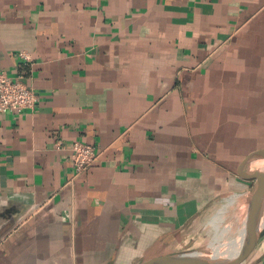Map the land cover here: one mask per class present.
Segmentation results:
<instances>
[{
  "label": "crops",
  "instance_id": "1",
  "mask_svg": "<svg viewBox=\"0 0 264 264\" xmlns=\"http://www.w3.org/2000/svg\"><path fill=\"white\" fill-rule=\"evenodd\" d=\"M0 71L38 97L0 113V264H140L247 235L264 0H0ZM75 141L97 151L77 175ZM213 264H264V231Z\"/></svg>",
  "mask_w": 264,
  "mask_h": 264
},
{
  "label": "water",
  "instance_id": "2",
  "mask_svg": "<svg viewBox=\"0 0 264 264\" xmlns=\"http://www.w3.org/2000/svg\"><path fill=\"white\" fill-rule=\"evenodd\" d=\"M264 162V149L256 150L244 158L241 164V173L245 179L257 181L260 201V192H264V171L255 167ZM259 205V203H258ZM258 211V206H257ZM257 211L251 227L243 240L236 245L203 252H176L151 258L140 264H213L233 256H241L249 252L256 244L264 231V207L259 215Z\"/></svg>",
  "mask_w": 264,
  "mask_h": 264
},
{
  "label": "built area",
  "instance_id": "3",
  "mask_svg": "<svg viewBox=\"0 0 264 264\" xmlns=\"http://www.w3.org/2000/svg\"><path fill=\"white\" fill-rule=\"evenodd\" d=\"M19 56L23 64L31 61L30 56L24 52ZM37 102L38 97L26 83L20 78H10L0 71V113L33 109ZM57 146L62 148L60 141L57 142ZM68 151L75 175L87 169L97 158V151L93 146L79 141L70 144Z\"/></svg>",
  "mask_w": 264,
  "mask_h": 264
},
{
  "label": "bare ground",
  "instance_id": "4",
  "mask_svg": "<svg viewBox=\"0 0 264 264\" xmlns=\"http://www.w3.org/2000/svg\"><path fill=\"white\" fill-rule=\"evenodd\" d=\"M258 169L259 170H264V162H262L261 164H259ZM260 196H261V198H260L259 205H258L257 215L260 214V212L262 211V209L264 207V192H260ZM250 218H251V216H250Z\"/></svg>",
  "mask_w": 264,
  "mask_h": 264
}]
</instances>
